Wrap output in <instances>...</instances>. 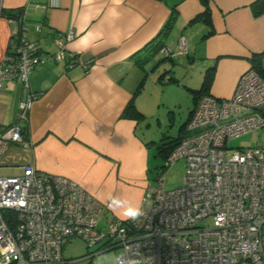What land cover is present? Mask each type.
Here are the masks:
<instances>
[{
    "label": "crops",
    "instance_id": "crops-1",
    "mask_svg": "<svg viewBox=\"0 0 264 264\" xmlns=\"http://www.w3.org/2000/svg\"><path fill=\"white\" fill-rule=\"evenodd\" d=\"M253 1L0 0V63L14 49L17 39H12V31L19 26L5 12L17 9L23 10L20 33L36 49L51 56L59 50L55 39L73 33L69 40L63 37V50L66 58L78 56L73 67L48 58L30 71L28 86L36 97L27 122L19 118L26 91L21 81H5L0 87V132L16 122L27 129L28 142L10 143L0 166L17 175L31 164L75 180L100 201L103 221L128 219V206L147 209L154 147L140 135V119L122 115L131 99L145 112L141 91L134 96L142 68L133 56L159 33L174 10L165 45L171 47V32L184 37L189 51L185 57L203 60V76L208 67H215L208 93L228 98L239 76L251 67V55L264 51V14L253 15ZM206 7L209 26L202 20ZM159 63L153 59L146 66L154 70ZM160 67L158 77L167 73L177 79L172 66ZM113 197L124 206H109Z\"/></svg>",
    "mask_w": 264,
    "mask_h": 264
},
{
    "label": "built area",
    "instance_id": "built-area-1",
    "mask_svg": "<svg viewBox=\"0 0 264 264\" xmlns=\"http://www.w3.org/2000/svg\"><path fill=\"white\" fill-rule=\"evenodd\" d=\"M0 63V87L21 81L25 96L19 118L27 122L36 94L28 75L48 58L66 60L63 37L53 55L36 49L21 33ZM166 56L185 55L184 37ZM70 58L69 67L78 61ZM87 68V65H84ZM264 127V76L248 68L232 96H200L186 124L187 135L165 159L157 185L147 191L149 206L138 219H107L104 207L78 182L63 175L22 166L17 175H0V264H63L66 240L79 237L97 247L86 257L112 248L115 264H264V145L233 149L227 141ZM27 129L12 123L0 132V157L10 143H28ZM180 158L186 170L180 187H164L165 170Z\"/></svg>",
    "mask_w": 264,
    "mask_h": 264
},
{
    "label": "rangeland",
    "instance_id": "rangeland-1",
    "mask_svg": "<svg viewBox=\"0 0 264 264\" xmlns=\"http://www.w3.org/2000/svg\"><path fill=\"white\" fill-rule=\"evenodd\" d=\"M169 38H171L169 39L170 48L176 51L178 36L173 37V32H171ZM185 56L186 54L173 56L174 64H171L170 59H165L154 70H151V65L146 66L148 69L146 68L147 73L140 94V100L143 101L145 99V105H143L145 112H143V117L139 120V132L154 147V149H150L152 153L150 160L152 185L150 187L157 185V175L165 163L164 157L158 152L157 145L164 137L168 139L178 137L180 128L187 120L189 111L194 105L192 90L199 86L202 80L203 60L195 57L193 60L189 59V61ZM162 65L172 66L177 82L157 80L161 72L160 66ZM141 73L140 79L144 77L145 71L141 69ZM259 145H264V127L247 131L227 141L229 153L233 149ZM185 163V159L180 158L165 170L164 187L166 189H175L182 185L186 170ZM10 174H13V170L10 167L0 166V175ZM104 222L102 220L99 227L106 232ZM99 246L101 244L95 247H87L85 241L79 237L68 239L62 247L63 264H115L117 257L121 253L119 248L106 250L92 258L86 257L90 251Z\"/></svg>",
    "mask_w": 264,
    "mask_h": 264
},
{
    "label": "trees",
    "instance_id": "trees-1",
    "mask_svg": "<svg viewBox=\"0 0 264 264\" xmlns=\"http://www.w3.org/2000/svg\"><path fill=\"white\" fill-rule=\"evenodd\" d=\"M204 2H206V0H203ZM250 8L252 10L253 15L259 16L261 14H264V0H255L250 4ZM208 8L206 7L204 13L202 14L203 16V21L205 22L206 25H211V19H210V14L209 11L207 10ZM175 11L173 10L172 14L170 15V17L167 19V21L164 23L163 27L161 28V30L159 31V33L153 38L151 39L147 44H145L139 51H137L135 53V55L133 56L134 58V64L140 68H142L145 71V75L142 78V81L140 83V85L137 87V89L134 92V96L139 93L141 91V89L143 88V83H144V79L146 76V64L150 61H152L153 59H157V61L161 62L165 59H170L172 60L171 56H166L165 54L161 53V49L166 47L165 42L167 39L168 34L170 33V30L173 26L174 20H175ZM5 15L7 16V18L9 19H22V15H23V10L21 9H17L15 11H7L5 12ZM201 16V17H202ZM12 39H17L14 36H12ZM161 53V54H159ZM70 57L72 58H76L78 59L77 54H71ZM169 57V58H168ZM69 60L70 58H67L65 60V66L69 67ZM250 63H251V68H253L254 70H256L260 75L264 76V51L260 52V53H253L250 57ZM214 66H210L206 69L204 76H203V81L201 83V86L199 89H193V99H194V107L197 104L200 96H202L203 94H207L211 81L213 79V75H214ZM168 75V76H167ZM166 80L165 82H177V79H175L172 75L167 74V73H163L158 77V81H163ZM192 111H189L188 114V118L187 120L182 124L178 137L176 138H171L168 139L167 137H164L161 139V141L159 142V144L157 145V149L158 152L162 154V156L164 157V159H166L168 157V155L171 153V151L180 143L181 139L187 135V131H186V124L188 119L190 118ZM123 116H135L138 119H141V117H143V113H141L139 110L136 109L133 99H131L128 104L126 105V107L123 110L122 113ZM164 165L161 167L162 169ZM96 256V255H95ZM94 257V256H92ZM92 257H88V258H92Z\"/></svg>",
    "mask_w": 264,
    "mask_h": 264
},
{
    "label": "clouds",
    "instance_id": "clouds-1",
    "mask_svg": "<svg viewBox=\"0 0 264 264\" xmlns=\"http://www.w3.org/2000/svg\"><path fill=\"white\" fill-rule=\"evenodd\" d=\"M116 205L119 207L124 206V201L120 200L119 198H110L109 200V206ZM124 214L128 216L130 219H138L141 215H143V212L139 208H133L131 206H128L124 208Z\"/></svg>",
    "mask_w": 264,
    "mask_h": 264
}]
</instances>
